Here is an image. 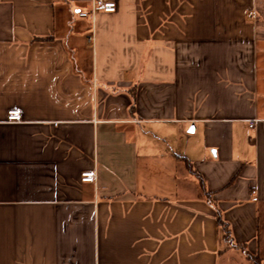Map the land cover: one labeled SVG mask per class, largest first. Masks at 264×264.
Returning <instances> with one entry per match:
<instances>
[{"label":"crops","instance_id":"crops-1","mask_svg":"<svg viewBox=\"0 0 264 264\" xmlns=\"http://www.w3.org/2000/svg\"><path fill=\"white\" fill-rule=\"evenodd\" d=\"M110 1L0 0V264H264V0Z\"/></svg>","mask_w":264,"mask_h":264},{"label":"built area","instance_id":"built-area-1","mask_svg":"<svg viewBox=\"0 0 264 264\" xmlns=\"http://www.w3.org/2000/svg\"><path fill=\"white\" fill-rule=\"evenodd\" d=\"M117 9V4L115 1L110 0H92V5L89 11L80 12L81 17L91 18L98 11L114 12ZM9 120L19 121L21 119L20 111L15 109L11 110L8 115ZM255 125V120L249 122V126L253 127ZM97 179V172L95 169L86 170L82 172V180L93 182Z\"/></svg>","mask_w":264,"mask_h":264},{"label":"trees","instance_id":"trees-1","mask_svg":"<svg viewBox=\"0 0 264 264\" xmlns=\"http://www.w3.org/2000/svg\"><path fill=\"white\" fill-rule=\"evenodd\" d=\"M183 158L185 160V163H186L188 170L194 171L189 159L185 156ZM200 179H201L200 184H201L203 191L205 192V196L209 199V201H211V199H212L211 193L209 191H207L204 180L202 178H200ZM217 222H218L219 226L222 228L224 238L227 240V242L230 244V246L239 247L244 252L246 257L248 259L252 260L254 264H263L262 258L259 255H255V254L250 253L249 250L247 249L246 245L237 244L234 242V239L232 237V229L230 227V224H229V222H227L226 220L223 219L222 213L219 209H217Z\"/></svg>","mask_w":264,"mask_h":264},{"label":"water","instance_id":"water-1","mask_svg":"<svg viewBox=\"0 0 264 264\" xmlns=\"http://www.w3.org/2000/svg\"><path fill=\"white\" fill-rule=\"evenodd\" d=\"M191 130L193 131L194 130V127Z\"/></svg>","mask_w":264,"mask_h":264}]
</instances>
